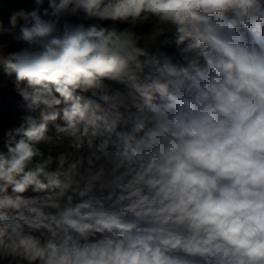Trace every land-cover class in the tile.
Segmentation results:
<instances>
[{"label":"clouds","instance_id":"9594fccd","mask_svg":"<svg viewBox=\"0 0 264 264\" xmlns=\"http://www.w3.org/2000/svg\"><path fill=\"white\" fill-rule=\"evenodd\" d=\"M44 3L0 20L35 113L0 147V264H264V0Z\"/></svg>","mask_w":264,"mask_h":264},{"label":"trees","instance_id":"16d2710c","mask_svg":"<svg viewBox=\"0 0 264 264\" xmlns=\"http://www.w3.org/2000/svg\"><path fill=\"white\" fill-rule=\"evenodd\" d=\"M34 2V9L37 8V5L35 4V0H32ZM48 0H45V3H47ZM43 4V6H46V4ZM30 2L29 0H10L9 2V11L10 15L13 11H18L21 9L26 8V6H29ZM42 9V7H41ZM82 17V14L80 15ZM78 16V18L80 17ZM106 23L111 26L113 22L106 21ZM117 27L123 29L132 27L130 23H119L117 24ZM152 23L146 22L142 26L135 27V31H137L140 34H147L152 31ZM16 46L18 47L17 51L22 49V43L16 41ZM151 54L153 56H159V53L161 52H167L169 55H176V46H175V34L174 32H166L165 34L159 36L157 40L154 42L153 45L150 47ZM162 59V58H161ZM177 56V60H178ZM17 95V92L15 90L14 86V77H8L3 72L0 73V109L4 110L9 113L10 115V122L13 123L16 126H20L23 123V113L27 110L26 107H24L22 100H17L15 97Z\"/></svg>","mask_w":264,"mask_h":264},{"label":"rangeland","instance_id":"374dc122","mask_svg":"<svg viewBox=\"0 0 264 264\" xmlns=\"http://www.w3.org/2000/svg\"><path fill=\"white\" fill-rule=\"evenodd\" d=\"M9 2L10 0H0V20L3 21L5 27L9 26V17H10V11H9ZM30 4L29 6L27 5L25 10L27 11H31L34 8V2L32 0H29ZM46 6H42L41 9V13L43 12L44 8L48 7V2L45 3ZM68 22L69 23H73V24H79V23H86L88 20L83 18L80 16L78 17H68ZM97 21H94V23ZM102 23L104 26H109L106 22H100ZM22 43V48L27 47V45L24 42H20ZM0 44L4 45V50L6 52H15L17 51L18 47L16 46V41L13 39L12 35H3L0 36ZM2 71H0L1 73ZM17 100H22V98L18 95H16L15 97ZM35 115V113L30 112L28 109L23 113V117H25L26 115ZM10 115L8 112L1 110L0 109V147H2V142H3V137L5 135V133L10 130V129H14L17 128L19 126L14 125L13 123H11L10 121ZM54 132V129H53ZM47 149H45L46 151Z\"/></svg>","mask_w":264,"mask_h":264},{"label":"built area","instance_id":"2783aa9c","mask_svg":"<svg viewBox=\"0 0 264 264\" xmlns=\"http://www.w3.org/2000/svg\"><path fill=\"white\" fill-rule=\"evenodd\" d=\"M91 23H94V20H88L86 23H84L86 26L88 25V24H91Z\"/></svg>","mask_w":264,"mask_h":264}]
</instances>
